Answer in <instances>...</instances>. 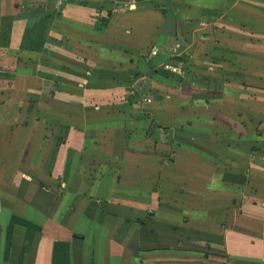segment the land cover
<instances>
[{
	"label": "crops",
	"instance_id": "0c3cea01",
	"mask_svg": "<svg viewBox=\"0 0 264 264\" xmlns=\"http://www.w3.org/2000/svg\"><path fill=\"white\" fill-rule=\"evenodd\" d=\"M58 1L0 0L61 78L0 106V264H264V0Z\"/></svg>",
	"mask_w": 264,
	"mask_h": 264
},
{
	"label": "rangeland",
	"instance_id": "374dc122",
	"mask_svg": "<svg viewBox=\"0 0 264 264\" xmlns=\"http://www.w3.org/2000/svg\"><path fill=\"white\" fill-rule=\"evenodd\" d=\"M41 19L42 18L40 17V19H35L36 21L34 20L33 23L30 22L29 27L27 26V24L29 23L18 24L17 27L15 26V23L10 24L9 30L5 33V35H7V38H3L0 40V106L4 104L8 107L7 109L11 114H18L20 119L19 122L23 120L22 117L25 116L26 111L36 110L37 114L35 116L39 117L38 120L43 121L42 127L45 126L46 128V125L48 124H45L44 114L48 108L45 107V101H49L51 93L54 92V94L56 95L57 91L61 90V78L60 72L55 71L56 67L52 66V64L49 66L41 65L40 60L43 61V58L46 57L45 55H43V50L46 46L45 39L44 37H42L44 36V34L42 35V33H40V30H43L44 24L43 22H40L43 20ZM85 30L88 34L90 33L88 29ZM72 43H70V47L74 48ZM57 46L58 45L53 44L52 49L56 48V51H58L59 47L57 48ZM68 50L69 49H64L65 52H68ZM153 51L156 52V49L150 51V55L152 57L156 56V53L153 55ZM235 59L236 58L230 59L232 61L233 67L237 65ZM63 60L64 58H62L60 51H58V54L53 58V62L62 64ZM66 61L68 62V59ZM67 64L68 63H66L65 66H68ZM254 65H259L257 67L260 68L264 67L263 63ZM152 67L153 69L150 70V73H154V66ZM55 74L57 75V77ZM64 74L67 75V73ZM65 79L69 80L70 78L66 76ZM56 85L59 88H57ZM68 94H76L75 85H71ZM144 95L147 97L149 94L144 93ZM260 96V99L263 100L264 93H262V95ZM148 98L153 99V94H150ZM58 105L60 104H57V106ZM256 106L257 105L255 104V107ZM15 121H18V119H16ZM257 121L258 119H256V121L254 120V132H257L258 130L260 132H263L264 121L260 123H258ZM9 125L10 119L9 122L6 121L4 125H0V132L2 133V135L0 134V157L2 155L5 157V147L7 143H9L14 137L13 134L8 133ZM253 135L254 133L252 132L250 137H253ZM39 137L41 140L37 141L44 143L43 135H40ZM262 142L264 141H261V143ZM43 147L44 144L41 148ZM13 159L17 158H14V156L13 158L10 157L11 162L14 161ZM13 169L16 170V167L11 169L6 168V170H11V172ZM251 174V168H246V180H248L249 177L251 178Z\"/></svg>",
	"mask_w": 264,
	"mask_h": 264
},
{
	"label": "built area",
	"instance_id": "2783aa9c",
	"mask_svg": "<svg viewBox=\"0 0 264 264\" xmlns=\"http://www.w3.org/2000/svg\"><path fill=\"white\" fill-rule=\"evenodd\" d=\"M64 4V2L62 0H59L58 3H57V6L61 7L62 5ZM156 52L153 51V55L155 54Z\"/></svg>",
	"mask_w": 264,
	"mask_h": 264
},
{
	"label": "trees",
	"instance_id": "16d2710c",
	"mask_svg": "<svg viewBox=\"0 0 264 264\" xmlns=\"http://www.w3.org/2000/svg\"><path fill=\"white\" fill-rule=\"evenodd\" d=\"M100 29V28H99Z\"/></svg>",
	"mask_w": 264,
	"mask_h": 264
}]
</instances>
